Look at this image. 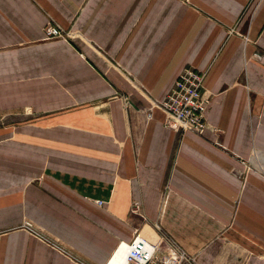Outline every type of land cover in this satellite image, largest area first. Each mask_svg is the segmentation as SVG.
<instances>
[{"label": "crops", "instance_id": "crops-1", "mask_svg": "<svg viewBox=\"0 0 264 264\" xmlns=\"http://www.w3.org/2000/svg\"><path fill=\"white\" fill-rule=\"evenodd\" d=\"M186 67L202 135L157 105ZM155 223L199 264H264V0H0V264H107Z\"/></svg>", "mask_w": 264, "mask_h": 264}, {"label": "built area", "instance_id": "built-area-1", "mask_svg": "<svg viewBox=\"0 0 264 264\" xmlns=\"http://www.w3.org/2000/svg\"><path fill=\"white\" fill-rule=\"evenodd\" d=\"M45 34L48 39L69 35L57 24L46 26ZM204 76L202 71L193 67L182 70L171 92L157 104L165 112V125L181 132L204 133L208 127L207 111L211 103ZM98 202L103 203L102 200ZM120 247L126 251L118 264H196L191 254L163 232L154 241L139 232L127 245L122 241Z\"/></svg>", "mask_w": 264, "mask_h": 264}, {"label": "rangeland", "instance_id": "rangeland-1", "mask_svg": "<svg viewBox=\"0 0 264 264\" xmlns=\"http://www.w3.org/2000/svg\"><path fill=\"white\" fill-rule=\"evenodd\" d=\"M48 39V38H47ZM55 39V38H54ZM2 122H4V121H2ZM166 126H167V124H166ZM168 127V126H167ZM219 130V129H218ZM200 135H202V134H200ZM139 209H140V203L139 202H136L135 204H134V210H136V211H138L139 212ZM141 226V225H140ZM21 228H24L25 230H27L28 232H29V234L30 235H35L36 237H40V238H45V237H51V235L50 234H48L45 230H44V228L43 227H38V226H36V224H35V222L34 221H32L31 219H29V218H25L24 219V221H23V223L21 224ZM155 228H156V230H157V234H156V236L153 238V237H147L146 235V237L148 238V239H150V240H156L157 238H158V236L160 235V233H165V234H167V235H169L163 228H162V226L160 225V223H155ZM141 228H138V231L135 233V235H134V237L139 233V232H141V230H140ZM171 238H173L171 235H169ZM174 239V238H173ZM175 240V239H174ZM176 241V240H175ZM182 247V246H181ZM183 248V247H182ZM193 256V258H194V261H195V263L196 264H199L198 262H197V258H196V256L195 255H192Z\"/></svg>", "mask_w": 264, "mask_h": 264}, {"label": "bare ground", "instance_id": "bare-ground-1", "mask_svg": "<svg viewBox=\"0 0 264 264\" xmlns=\"http://www.w3.org/2000/svg\"><path fill=\"white\" fill-rule=\"evenodd\" d=\"M125 245H127L129 242L123 241ZM140 242L144 244L142 239H140ZM122 243V242H121ZM120 243V244H121ZM120 244L118 245L117 249L115 250L114 254L110 258V260L107 262V264H118L119 260L121 259L122 255L125 253L126 249L124 247H120ZM124 246V245H123ZM120 247V248H119ZM148 247V246H146ZM119 248V249H118Z\"/></svg>", "mask_w": 264, "mask_h": 264}]
</instances>
